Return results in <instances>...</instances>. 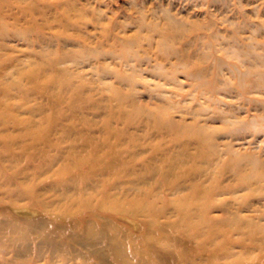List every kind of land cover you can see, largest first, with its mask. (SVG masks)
Returning <instances> with one entry per match:
<instances>
[{
  "label": "rangeland",
  "instance_id": "rangeland-1",
  "mask_svg": "<svg viewBox=\"0 0 264 264\" xmlns=\"http://www.w3.org/2000/svg\"><path fill=\"white\" fill-rule=\"evenodd\" d=\"M14 198L132 263L264 264V0H0V221L27 234ZM5 233L0 264H100Z\"/></svg>",
  "mask_w": 264,
  "mask_h": 264
},
{
  "label": "bare ground",
  "instance_id": "bare-ground-1",
  "mask_svg": "<svg viewBox=\"0 0 264 264\" xmlns=\"http://www.w3.org/2000/svg\"><path fill=\"white\" fill-rule=\"evenodd\" d=\"M173 171L174 170L172 169L169 173L171 174ZM165 175H167V173H165ZM196 176L197 174L194 172L191 173L189 177L194 179ZM16 198L21 200L19 197ZM16 198L10 202L12 203V213L17 220H19L20 217H25V219L29 221V224L27 225L28 232L27 234H22L21 225L17 222L11 223L10 221L9 223L0 221V230L7 231V233H5L6 238L13 246H15V251L18 253L17 255L21 256L22 252L31 249L36 243L39 246L48 247L51 250L62 249L67 244V240L54 238L52 234H66L68 232L66 238L70 239L72 246L69 252L73 251L74 253L68 254L72 257L79 254L81 257L86 255L87 259L92 258L100 264H136L132 263V258L129 256V253L126 252L124 244L118 241L117 232L113 231V233H110L108 228H111L106 220H84L86 216L90 217L92 214H85L83 216L81 214L83 211L78 214L79 217L75 216L73 210L66 214H62L58 211L36 213V211L31 210L30 208L18 205L16 203ZM30 200V203L36 205L39 203L35 198H31ZM43 205L46 206L48 204L45 203ZM76 212L78 213V211ZM68 215L70 217H68ZM34 232L39 233V235L36 238L34 237V240H30L29 237L31 233L33 234ZM15 234L19 236H17V238L12 237ZM22 235L24 236L23 239H21ZM137 264H144V262L137 261Z\"/></svg>",
  "mask_w": 264,
  "mask_h": 264
}]
</instances>
